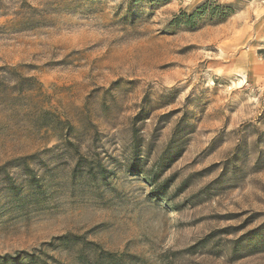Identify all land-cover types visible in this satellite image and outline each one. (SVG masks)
Returning <instances> with one entry per match:
<instances>
[{"label":"rangeland","instance_id":"1","mask_svg":"<svg viewBox=\"0 0 264 264\" xmlns=\"http://www.w3.org/2000/svg\"><path fill=\"white\" fill-rule=\"evenodd\" d=\"M0 264H264V0H0Z\"/></svg>","mask_w":264,"mask_h":264},{"label":"trees","instance_id":"2","mask_svg":"<svg viewBox=\"0 0 264 264\" xmlns=\"http://www.w3.org/2000/svg\"><path fill=\"white\" fill-rule=\"evenodd\" d=\"M186 18L188 19V21L192 18V15H187Z\"/></svg>","mask_w":264,"mask_h":264}]
</instances>
